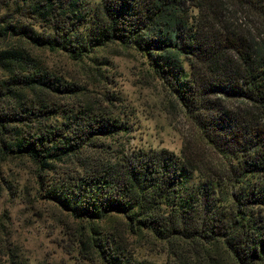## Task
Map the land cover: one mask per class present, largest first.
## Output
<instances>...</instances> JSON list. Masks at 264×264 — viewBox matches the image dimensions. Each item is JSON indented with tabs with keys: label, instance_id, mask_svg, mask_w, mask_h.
<instances>
[{
	"label": "trees",
	"instance_id": "1",
	"mask_svg": "<svg viewBox=\"0 0 264 264\" xmlns=\"http://www.w3.org/2000/svg\"><path fill=\"white\" fill-rule=\"evenodd\" d=\"M15 2L16 25L0 17V36L16 40L0 46L3 152L31 160L41 190L57 163L75 164L45 193L85 224L82 249L142 264L122 238L150 236L166 264H264V0H101L90 18L87 0ZM26 39L75 59L135 49L223 163L205 174L166 149L88 154L121 126L94 102L62 104L79 85L41 66Z\"/></svg>",
	"mask_w": 264,
	"mask_h": 264
},
{
	"label": "rangeland",
	"instance_id": "2",
	"mask_svg": "<svg viewBox=\"0 0 264 264\" xmlns=\"http://www.w3.org/2000/svg\"><path fill=\"white\" fill-rule=\"evenodd\" d=\"M100 1L87 0L89 18ZM6 2L8 6L0 4V17L16 25L20 18L16 2ZM240 17L236 18L244 24L245 18ZM31 27L35 33H41L37 26ZM83 33L82 37L90 32ZM26 40L21 43L31 50L41 66L79 85V96L60 99L62 104L76 101L86 107L94 102L89 108L105 109L121 126L112 135L100 136L98 143L104 146L89 150L88 154H102L108 160L131 157L139 151L154 153L166 149L205 174H211L212 168L223 163L219 153L204 141L194 119L182 111L146 58L135 49L109 45L75 59L62 50L51 51ZM15 41L0 36V46ZM3 151L0 139V264H102L79 244L80 234L88 233L86 226L82 227L85 224L71 218L45 193L53 178L62 179L75 164L57 163L54 171L47 173L41 190L36 165L26 157ZM114 223L124 229L120 219ZM138 238L123 236L122 239L140 263L166 264L170 259L162 241L143 236L139 242Z\"/></svg>",
	"mask_w": 264,
	"mask_h": 264
}]
</instances>
